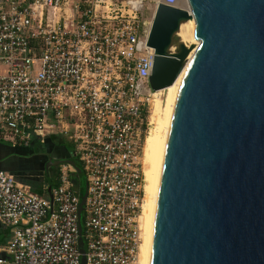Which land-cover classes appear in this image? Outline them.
<instances>
[{
  "label": "built area",
  "instance_id": "obj_1",
  "mask_svg": "<svg viewBox=\"0 0 264 264\" xmlns=\"http://www.w3.org/2000/svg\"><path fill=\"white\" fill-rule=\"evenodd\" d=\"M177 1L154 0V13ZM146 6L0 0V142L29 147L56 135L74 145L87 181V264H140L143 148L155 97ZM72 173L62 166L50 198L0 171V223L11 229L0 264H81Z\"/></svg>",
  "mask_w": 264,
  "mask_h": 264
},
{
  "label": "water",
  "instance_id": "obj_2",
  "mask_svg": "<svg viewBox=\"0 0 264 264\" xmlns=\"http://www.w3.org/2000/svg\"><path fill=\"white\" fill-rule=\"evenodd\" d=\"M187 1L190 12L159 3L148 40L155 92L176 82L195 48L169 52L183 23L195 20L200 45L161 133L146 264H264V0ZM61 164L85 176L69 158L44 170Z\"/></svg>",
  "mask_w": 264,
  "mask_h": 264
},
{
  "label": "bare ground",
  "instance_id": "obj_3",
  "mask_svg": "<svg viewBox=\"0 0 264 264\" xmlns=\"http://www.w3.org/2000/svg\"><path fill=\"white\" fill-rule=\"evenodd\" d=\"M174 6H178L184 10L190 12L189 4L187 0H178ZM178 37L181 39L183 44L194 50L190 52V56L186 61L185 68L176 82L169 88L161 91L155 92V97L152 105V114L150 117V122L152 128L150 129L148 135L146 136L143 148V163H144V180H145V200L142 207L141 213V229H142V244L140 248V264H146V249H147V235L149 226V217L151 209L155 164L158 154V148L161 138V133L165 123L166 115L171 104L176 85L183 73L191 63L192 59L197 53L200 42L196 37V23L194 19L189 20L181 25L178 32ZM175 50V49H174ZM165 93V99L163 100L161 96Z\"/></svg>",
  "mask_w": 264,
  "mask_h": 264
},
{
  "label": "crops",
  "instance_id": "obj_4",
  "mask_svg": "<svg viewBox=\"0 0 264 264\" xmlns=\"http://www.w3.org/2000/svg\"><path fill=\"white\" fill-rule=\"evenodd\" d=\"M36 142L39 145V141L36 140ZM38 147L36 148L32 143L28 148L14 147L9 143L0 142V171L8 172L14 175L18 181L31 185V190L33 188V190H39L45 181V176L43 173L44 169L41 168L42 164L38 162V159H41L42 162L43 155H46L41 150H38ZM46 161L44 159L43 164ZM36 166H39V168ZM43 188L45 189L46 186H43ZM10 235L11 229L0 223V254H3Z\"/></svg>",
  "mask_w": 264,
  "mask_h": 264
},
{
  "label": "trees",
  "instance_id": "obj_5",
  "mask_svg": "<svg viewBox=\"0 0 264 264\" xmlns=\"http://www.w3.org/2000/svg\"><path fill=\"white\" fill-rule=\"evenodd\" d=\"M47 142L50 143V144H57V146H60L64 150H66V152L69 154V157L68 158L69 159H72L75 162L76 167L84 170V167H83L82 162L75 155V147H74V145L68 139H66L64 137H61V136L54 135V136H51L47 140ZM1 143H3V142H1ZM38 143H39L40 146H43L44 147V145H45L46 142L45 143L38 142ZM45 165L46 164H44V167H45ZM58 169H59L58 167H52L49 170L50 175H49V173L47 175V173L45 171V181L41 185V188L39 190H33L34 188L32 187L33 188L32 189V192L35 193V194H38V195H44L48 191V188L50 186L52 187V190L55 189V188H57L58 185H59V170ZM79 177H81V176L78 175L77 173H72V181L74 183V186H75L76 191L78 192L79 197L81 198L86 193V190H87V181H86V186L81 185V184L78 183V178ZM29 186H31V185H29ZM43 186H46V188L44 189Z\"/></svg>",
  "mask_w": 264,
  "mask_h": 264
},
{
  "label": "rangeland",
  "instance_id": "obj_6",
  "mask_svg": "<svg viewBox=\"0 0 264 264\" xmlns=\"http://www.w3.org/2000/svg\"><path fill=\"white\" fill-rule=\"evenodd\" d=\"M146 4H147L146 7L151 9L150 12H149V11L147 12L146 17H147V19H148L149 21H152V17H153V14H154V9H155V2H154V0H146ZM181 43H183V42L181 41V39H180L178 36H175V37H174V40H173V47H172V48L175 49V53L178 52L179 45H180ZM165 95H166V94L163 93V95L161 96V98H162L163 100L165 99ZM151 128H152V125H150V127H149V131H150ZM149 131H148V132H149ZM48 139H49V138H48ZM48 139H47V140H48ZM47 140H46V143H45L44 147L38 145L37 142H36V140H33L32 144H33L36 148L39 146V147H38V150H42V152H44V153H45V151H46L47 149L51 148V150L48 151V154L51 155L52 158H57V159H58V157H60V159H63V160L68 159L69 156H67V153H65V152H61V151H60L61 149H59V148L57 147V144H50V143L47 142ZM52 148H53V149L55 148L54 153H53V151H52V150H53ZM59 151H60V152H59ZM62 166H63V164L57 166V167L59 168V169H58L59 171H60V169L62 168ZM85 178H86L85 176H81V177H79V178H78V183L81 184V185L86 186V179H85Z\"/></svg>",
  "mask_w": 264,
  "mask_h": 264
},
{
  "label": "flooded vegetation",
  "instance_id": "obj_7",
  "mask_svg": "<svg viewBox=\"0 0 264 264\" xmlns=\"http://www.w3.org/2000/svg\"><path fill=\"white\" fill-rule=\"evenodd\" d=\"M57 147H58L59 149H61V150H60L61 152H65V153H67L66 150H64L62 147H60V146H57ZM52 149H53V148H52ZM50 150H51V148H49V149H47V150L45 151V155H46V156L43 155V154H44V152H43V154H42V155H43L42 162H41V159H40V160L38 159V162H40V164H42V165H41V168H43V165H44V164H43L44 159L47 160V161L45 162V164H47L50 160H51V161H56V160H57V161H63V159H60V157H58V159H57V158H52V156L48 154V151H50ZM52 151H53V153H54L55 148H54ZM60 151H59V152H60ZM47 156H48V157H47ZM67 156H69L68 153H67ZM40 164H39V165H40ZM36 167L39 168V166H36ZM52 167H57V166H52ZM52 167H50L49 170H50ZM43 169H44V168H43ZM49 170H48V173H49V175H50ZM43 173H44V176H45V170L43 171Z\"/></svg>",
  "mask_w": 264,
  "mask_h": 264
}]
</instances>
